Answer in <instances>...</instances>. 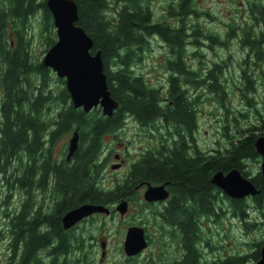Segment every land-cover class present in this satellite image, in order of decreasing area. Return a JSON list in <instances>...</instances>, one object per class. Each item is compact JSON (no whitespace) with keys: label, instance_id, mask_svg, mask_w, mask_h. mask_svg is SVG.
Segmentation results:
<instances>
[{"label":"trees","instance_id":"obj_1","mask_svg":"<svg viewBox=\"0 0 264 264\" xmlns=\"http://www.w3.org/2000/svg\"><path fill=\"white\" fill-rule=\"evenodd\" d=\"M46 1L0 0V173L4 176L14 164L21 165V176L16 174L10 183V178L6 180L11 189L23 191L21 211H15L11 217L12 250L21 247L23 260H27L41 249L51 248L56 238H60L57 250H63L61 242L65 239L60 221L67 210L86 202L113 208L122 198L134 201L132 194L138 183L168 179L176 182L174 200L166 210L155 214L162 224L170 226L171 236L182 244V257H175L172 264L257 261L264 239L251 244V253L230 254L223 259L204 258L200 244L206 241L208 245L209 241L203 240L200 217L217 221L230 211L232 218L240 219L247 231L261 229L264 233V174L260 169L250 176L246 170V161L261 162L255 138L264 135V4L260 1L250 4L255 24L244 27L240 37L247 55L239 62L238 89L247 111L238 113L246 119L251 113L254 120L247 127L237 126V134L227 133L228 145L210 153L200 149V159L195 160L188 156L184 145L194 140L199 130L201 95L208 90L227 112L231 109L225 104L228 90L223 78L227 60L216 61L210 67L204 61L193 66L187 59L188 47L195 49L192 55L198 58L204 46L228 48L230 40L238 37L239 26L228 25L223 37L217 31L206 30L199 22L193 23L192 18L198 19L200 14L197 0H172L168 11L172 17L176 16L174 21L165 15L152 20L151 0H75L78 24L93 38L92 52H102L109 90L119 102L118 109L108 117L99 107L88 113L75 108L66 86L54 94L48 86L51 69L42 61H34L29 51L32 19L41 20L40 35L49 47L56 42L53 16ZM257 24L260 31L255 28ZM9 25L15 29L10 32L12 37L7 32ZM150 37L160 39L170 50L165 61L170 71L166 84H150L135 70L141 53L149 49ZM60 80L65 84L64 79ZM53 104L61 106L58 112L50 111ZM129 116L136 117L143 126L166 130L175 141L169 147L163 143L142 152L128 175L114 185H106L102 175L107 163L104 137L118 134ZM234 119L238 122L236 116ZM76 129L80 145L72 161H54L55 142ZM233 168L249 177L260 193L246 199L224 195L230 201V207L224 209L219 197L222 190L211 179L214 172ZM47 195L53 197L54 211L44 205ZM10 198L8 194V205ZM188 198L200 199V209L179 205L180 200Z\"/></svg>","mask_w":264,"mask_h":264},{"label":"rangeland","instance_id":"obj_2","mask_svg":"<svg viewBox=\"0 0 264 264\" xmlns=\"http://www.w3.org/2000/svg\"><path fill=\"white\" fill-rule=\"evenodd\" d=\"M197 1L201 15H199L198 19L192 18L193 23L199 22L206 30L217 31L223 37L227 32L228 25L233 23L239 26L237 29L238 37L230 40L228 48L217 46L214 49H210L204 46L201 49L202 55L198 58L192 55L195 49L188 47L189 56L187 59L193 66H198L203 61L207 67H210L216 61L227 60L228 63L223 79L228 90L225 104L231 111L227 112L224 105L219 103L214 98L215 95L208 90H205L201 95V101L198 104L199 130L196 137L200 148L210 153L214 149L222 148L229 144L227 133L230 135L237 134V126L247 127L254 120V116L251 113L248 119L242 118L238 113L240 110L242 112L247 111L245 101L242 99L238 89L240 86L239 62L247 55L246 48L241 46L240 37L243 35L244 27L255 24L250 4L256 1L264 4V0ZM168 2V0H152L151 4L154 16L164 15L166 13L164 9ZM205 12H210L218 19H211L205 15ZM40 22V19H32L31 28L29 29V36L32 38L29 51L32 53L34 61H43L49 47L44 37L40 35ZM255 28L257 31L261 29L259 25H255ZM14 30L9 25L7 32L10 33ZM53 32L57 40L55 26ZM45 34L47 35L48 33ZM9 37H12L11 33ZM150 39L152 40L149 49L141 53V59L137 61L135 70L137 73L143 74L150 84H166L170 71L165 67V61L166 57L170 54V50L160 39L155 37H150ZM60 79L63 78H59L51 69L48 86L54 91V94L61 87L66 86ZM37 82L39 83L38 80ZM260 91L261 88H259ZM60 107L53 104L50 111H53V113L58 112ZM50 111H48V114ZM234 116L238 118V122H236ZM73 134L74 130L67 132L55 142L52 150L53 156L58 162L66 159V155H68L66 151H69L70 139ZM171 140V137L168 136L167 131L164 129L156 130L153 127L139 125L133 120H128L118 134H107L104 137L106 144L104 159H107V163L102 170L104 183L106 185H114L118 180H122L125 175H128L132 163L140 157L143 151L157 148L163 143L168 145L171 143ZM116 154H121L126 163L124 166L122 165V167L114 169L113 165L120 162L116 158ZM260 169L261 162L254 160L246 161V170L250 172V176L260 171ZM8 194H11L9 209L17 208L23 199V191L21 189H11L2 177L0 179V204L4 205H0V232L6 229L3 224L8 221L4 219L6 209H8L5 205ZM223 194L226 195L225 193ZM132 195L134 196V201L127 199L129 201V209L123 217L116 211L118 201L112 205L116 211L115 216L98 214L77 223L79 227L74 235L76 239L85 236V243L88 246L86 250L89 258L88 264H125L126 258L129 256L124 251V241L127 230L132 225L142 226L146 229L150 244L140 255L133 256L136 257L135 260L126 264H172L175 257H182L183 248L181 242L178 238L171 236L170 226L166 225V223L162 224L161 219L155 214L163 206L148 207L145 205L144 202L146 200L143 198V192L141 191L138 194L134 193ZM219 197L220 203L224 204V208L228 209L230 201L225 196L220 195ZM46 198L44 205L48 206L47 208L51 207L52 211H54L55 202L53 204V197L47 195ZM246 198H251V196ZM200 218L203 240L209 241L208 245L206 241L200 244L203 248L204 258L207 260L223 259L230 254L251 253L253 251L251 244L264 239L263 230L255 229L254 231H247L240 219L232 218L230 211L222 214L221 218L217 221L214 218H210L208 221L206 220L207 218ZM9 241V238L0 235V262L4 260V256L10 253L8 249ZM102 241L106 242L105 249L102 248ZM104 250H106V253L103 256L102 252Z\"/></svg>","mask_w":264,"mask_h":264},{"label":"water","instance_id":"obj_3","mask_svg":"<svg viewBox=\"0 0 264 264\" xmlns=\"http://www.w3.org/2000/svg\"><path fill=\"white\" fill-rule=\"evenodd\" d=\"M46 5L51 11L56 28L57 40L48 48L43 65L51 68L59 78L65 79L66 89L70 94L75 108H82L84 112H90L95 108H101L103 115L112 116L119 107V102L112 96L109 90L105 63L100 50L92 52L93 38L78 24L79 9L75 0H47ZM80 135L74 131L70 139L67 159L69 160L78 150ZM255 147L260 154L261 172L264 174V135L258 134L255 138ZM119 158V155L116 156ZM121 167V162L113 165V168ZM212 183L223 193L232 199H242L255 196L260 193L256 185L242 174L238 168L227 172L218 170L214 172ZM168 197V191L164 185L149 184L145 193V200L159 201ZM129 209V201L122 198L116 206V211L123 217ZM95 213L109 215L111 209L103 204L82 203L69 209L62 217L65 229L75 226L85 218ZM149 246L146 229L142 226L132 225L128 228L124 251L127 256L133 257ZM106 242H102L105 249ZM260 258L252 264H264V242L260 245ZM106 251L102 252L104 256Z\"/></svg>","mask_w":264,"mask_h":264},{"label":"flooded vegetation","instance_id":"obj_4","mask_svg":"<svg viewBox=\"0 0 264 264\" xmlns=\"http://www.w3.org/2000/svg\"><path fill=\"white\" fill-rule=\"evenodd\" d=\"M168 1L169 2L167 3V5L164 9L166 11V13H164V15H165V17H169L174 21V20H176L174 18L176 16L172 17L168 11V8L170 7L172 0H168ZM151 3H152V0H151ZM151 8L153 9L152 4H151ZM199 15H201V13ZM205 15L209 16L211 19H215V20L218 19V18L216 19V16L212 15L210 12H205ZM159 17H161V16H157V17L154 16V11H153V14L151 15V19L156 20V19H159ZM209 17H207V18H209ZM254 23H255V20H254ZM128 120H133L136 123H138L139 125L141 124L136 119V117L129 116V117H127L126 122ZM1 136H2V131L0 130V142L2 141ZM173 141H175V140L172 139L171 143H173ZM168 145H170V144H168ZM167 147H169V146H167ZM184 147H185L186 152L190 158L195 159V160L200 159L199 158L200 157L199 152H200L201 148L198 144V140H197L196 135L194 137V140L190 139V140L186 141ZM0 148H1V143H0ZM213 151H215V149ZM66 153H68V150L66 151ZM117 155H119L118 160H120V162H121V167H122V165L124 166L126 163V160L124 159V157L121 154H116L115 156H117ZM52 156H53V150H52ZM73 156L68 160L67 155H66L65 161L71 162L73 159ZM140 157H141V154H140ZM140 157H138V158H140ZM52 159L55 161L54 156L52 157ZM136 160H138V159H136ZM1 161H2V159H1V151H0V162ZM13 162L15 163V160ZM12 167H13V169H9V167H8L9 170H7L6 175H4V176L2 175V172H1L0 173V179L2 177L4 180H6L7 178H10V180H9V183H10L13 181V177H15L16 174H19L21 176V165L14 164ZM11 171H12V173H10ZM6 182H7V180H6ZM9 183L7 182V186H10ZM149 184H151V185H164L165 189L168 191V197L165 200L152 201V202H149L146 200L144 202V204L147 206L162 205L163 208L160 211L162 212V211L166 210V208L169 206L170 202L174 200L173 199L174 198L173 190L175 188L174 186L176 185V182H174L173 180H168V179L166 181H162L159 183H152L150 181H142L134 187L135 193L138 194L141 191V192H143V196H144V193H145ZM13 188L15 189V187H13ZM178 188L180 189V187H178ZM136 190H138V191H136ZM220 195L224 196L223 192H221L219 194V196ZM0 205H4V204H0ZM5 205L7 206L8 209H6V214L4 215V219H7L8 221H6V223L3 224V226L6 227V229L1 230L0 235L3 237L9 238L10 243L8 245V249H9L10 253L7 254L6 256H4V260L1 261L0 264H88L89 263L88 253L86 252L88 246H86V243H85V238H84L85 236L78 237L76 239V237L74 235V233L76 232L79 225L77 224L71 228L65 229L63 227L62 218L60 221V223H61V234H62L63 238L65 239V242H61V244L63 245V250H57L59 242H60V238H56V241H54V243L51 245V248L41 249L40 251H38L36 253L35 257L29 258L27 260H23V256L21 254V247H19L18 251H13L12 250V243H11L12 242V239H11L12 238V236H11L12 235V231H11L12 219H11V217L15 211H17V213H19L21 211V203L17 208L15 207L13 209H9L8 204L5 203ZM179 205H181V207L194 206V208H197L196 210H198L201 207V201H200V199H195V201H194L192 198H188V200L182 199L179 201ZM109 208L111 209V213L108 216H110V215L115 216V214H116L115 209H113L111 207H109ZM98 214H105V213H95L94 215H98ZM94 215H92V216H94ZM105 215H107V214H105ZM85 219H87V218H85ZM19 222L21 224V221H19ZM49 228H50V226H49ZM147 237H148V234H147ZM148 240H149V244H150L149 237H148ZM19 244H20L19 246H21V240H19ZM66 245H67V248H66ZM55 247H56V250L54 249ZM135 259H136V257H127L125 264L128 262H131L132 260H135ZM102 261H103V259H102Z\"/></svg>","mask_w":264,"mask_h":264}]
</instances>
